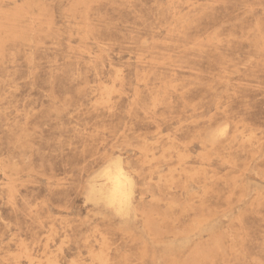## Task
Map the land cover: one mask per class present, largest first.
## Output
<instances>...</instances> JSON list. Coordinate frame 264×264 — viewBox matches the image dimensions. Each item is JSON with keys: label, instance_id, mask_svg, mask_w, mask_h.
I'll use <instances>...</instances> for the list:
<instances>
[{"label": "rangeland", "instance_id": "obj_1", "mask_svg": "<svg viewBox=\"0 0 264 264\" xmlns=\"http://www.w3.org/2000/svg\"><path fill=\"white\" fill-rule=\"evenodd\" d=\"M0 264H264V0H0Z\"/></svg>", "mask_w": 264, "mask_h": 264}, {"label": "bare ground", "instance_id": "obj_2", "mask_svg": "<svg viewBox=\"0 0 264 264\" xmlns=\"http://www.w3.org/2000/svg\"><path fill=\"white\" fill-rule=\"evenodd\" d=\"M109 168H110V166H109ZM111 168H113V167H111ZM123 186H124V174H123L122 170L117 169V168H113V169H109V170L107 169V172L104 175L103 185H102L100 191L107 193V194H110V195L119 196L122 194Z\"/></svg>", "mask_w": 264, "mask_h": 264}]
</instances>
